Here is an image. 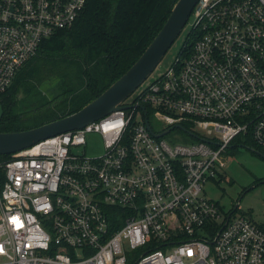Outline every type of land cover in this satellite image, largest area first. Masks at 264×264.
<instances>
[{
    "label": "built area",
    "instance_id": "built-area-1",
    "mask_svg": "<svg viewBox=\"0 0 264 264\" xmlns=\"http://www.w3.org/2000/svg\"><path fill=\"white\" fill-rule=\"evenodd\" d=\"M85 2L0 0V93ZM187 22L190 54L121 107L0 160V264H264V222L205 190L236 148L264 157V0H197Z\"/></svg>",
    "mask_w": 264,
    "mask_h": 264
},
{
    "label": "trees",
    "instance_id": "trees-1",
    "mask_svg": "<svg viewBox=\"0 0 264 264\" xmlns=\"http://www.w3.org/2000/svg\"><path fill=\"white\" fill-rule=\"evenodd\" d=\"M175 2L86 0L74 23L43 39L0 93V131L52 121L94 99L139 57ZM196 38L195 29L188 28L176 54L189 55ZM44 75L58 78L59 91L51 97L38 89ZM146 108L149 114L147 104ZM256 149L264 153V149ZM9 156L0 154V160ZM255 180L254 185L264 181Z\"/></svg>",
    "mask_w": 264,
    "mask_h": 264
},
{
    "label": "water",
    "instance_id": "water-1",
    "mask_svg": "<svg viewBox=\"0 0 264 264\" xmlns=\"http://www.w3.org/2000/svg\"><path fill=\"white\" fill-rule=\"evenodd\" d=\"M196 1L176 0L165 22L139 57L120 77L77 111L31 128L0 131V154H10L27 148L47 137L67 130L81 128L85 124L121 107L119 104L130 96L151 74L174 43L182 28L186 25ZM167 131L164 130L157 135Z\"/></svg>",
    "mask_w": 264,
    "mask_h": 264
},
{
    "label": "rangeland",
    "instance_id": "rangeland-1",
    "mask_svg": "<svg viewBox=\"0 0 264 264\" xmlns=\"http://www.w3.org/2000/svg\"><path fill=\"white\" fill-rule=\"evenodd\" d=\"M188 28L187 22L161 61L133 93L145 87L153 75L173 61ZM38 89L47 97L53 96L59 91L58 78L44 75L38 82ZM150 120L157 129L155 120ZM165 137L169 139L168 135ZM99 150L100 141L92 137L88 138L87 152L96 153ZM226 160L222 173L228 180L222 179L218 185L207 183L205 185L207 196L220 201L226 210L238 205L239 212L249 214L254 221L264 222V157L248 148L238 147ZM257 178L262 179L263 182L254 185ZM251 186L252 188L248 189Z\"/></svg>",
    "mask_w": 264,
    "mask_h": 264
}]
</instances>
